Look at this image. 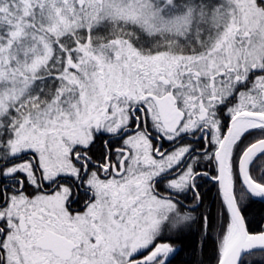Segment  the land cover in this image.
I'll list each match as a JSON object with an SVG mask.
<instances>
[{"label": "snow or ice", "instance_id": "1", "mask_svg": "<svg viewBox=\"0 0 264 264\" xmlns=\"http://www.w3.org/2000/svg\"><path fill=\"white\" fill-rule=\"evenodd\" d=\"M0 264H264V0H0Z\"/></svg>", "mask_w": 264, "mask_h": 264}]
</instances>
